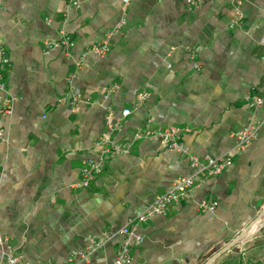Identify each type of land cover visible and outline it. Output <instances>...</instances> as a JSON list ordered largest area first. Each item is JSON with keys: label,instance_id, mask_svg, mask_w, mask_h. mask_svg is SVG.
Wrapping results in <instances>:
<instances>
[{"label": "crops", "instance_id": "obj_1", "mask_svg": "<svg viewBox=\"0 0 264 264\" xmlns=\"http://www.w3.org/2000/svg\"><path fill=\"white\" fill-rule=\"evenodd\" d=\"M76 1L0 0L13 99L0 119V264L8 255L64 264L90 237L105 241L89 264H109L124 241L129 264H239L242 248L263 264L264 222L222 252L264 209L263 125L228 169L197 177L185 202L140 225L139 243L117 232L175 178L194 173L184 154L136 141L86 189L71 185L106 147L107 108L116 117L130 109L113 141L146 125L177 126L181 145L199 157L225 155L234 132L263 123L264 104L250 108L243 96L264 92V0H198L191 9L185 0ZM236 7L241 20L229 28ZM118 24L105 57L86 52ZM62 33L72 47L46 46ZM140 92L147 97L134 108ZM202 201L216 202L214 210L201 212Z\"/></svg>", "mask_w": 264, "mask_h": 264}, {"label": "built area", "instance_id": "obj_2", "mask_svg": "<svg viewBox=\"0 0 264 264\" xmlns=\"http://www.w3.org/2000/svg\"><path fill=\"white\" fill-rule=\"evenodd\" d=\"M131 0H121L122 5L125 7ZM187 7L189 9L195 7L198 0H185ZM239 3V2H238ZM72 5H76L77 1L72 0ZM241 20V14L238 8H234L232 16L229 20V28H234L239 24ZM120 28V24L115 26L111 31L107 32L100 42L93 44L87 48L86 52L94 54L98 57H105L110 50V37L114 32ZM48 48H63L67 49L73 46V41L69 36L62 33L59 38L55 41L46 42ZM264 59V54H263ZM9 67V60L7 56L6 49L2 42L0 41V119L3 116H8L12 111L13 99L9 95L6 85V73ZM116 86L109 88L110 91L114 90ZM147 97V93L140 92L136 95L133 107H138ZM79 98L77 96L73 97L72 101L76 102ZM243 102L246 106L253 108L264 104V92H257L255 90L248 91L243 96ZM130 114V109H123L120 116L115 115L114 111L107 108L104 115L105 125L107 129V134L99 139L100 143H105L106 147L102 150L101 154L93 159L86 161L79 169L78 179L71 185L74 189H86L89 184L98 176L104 166L106 161L111 156H116L119 154H127L132 145L136 141L147 140L157 142L162 148L168 150H179L184 154L194 173L190 176H181L175 178L168 189L162 194L157 195L154 200L147 205L142 212L132 217L126 226L119 229L117 234L124 235L133 238L134 242H141L142 238L136 233V229L144 224L148 219L153 216H164L167 209L176 203L185 202L189 196L190 191L199 176H215L222 173L224 170L228 169L232 165V157L236 151H240L245 148L250 142H252L258 135L259 129L264 126L263 123L256 125H250L241 128L234 132V148L223 156L213 157L208 154L201 157L196 156L189 152L188 148L184 147L180 143L181 134L183 129L177 126H168L164 128L149 129L148 125L142 130H137L131 136V138L125 142H115L110 138L115 131H117L121 126V121L123 118ZM0 142H4L2 136V129L0 127ZM216 206V202H205L202 201L199 204V210L212 211ZM115 234H113L114 236ZM112 235L106 236L105 239H110ZM105 240H98L95 237H90L86 247L79 251H73L70 257L64 264H89L92 255L99 250ZM6 242L5 238L0 237V244ZM239 264H253L245 249H240L239 253ZM131 257L128 252V242L124 241L117 250L115 257L109 264H129ZM3 264H31L23 262L19 257L13 255H8ZM35 264H45V263H35ZM264 264V263H263Z\"/></svg>", "mask_w": 264, "mask_h": 264}, {"label": "water", "instance_id": "obj_3", "mask_svg": "<svg viewBox=\"0 0 264 264\" xmlns=\"http://www.w3.org/2000/svg\"><path fill=\"white\" fill-rule=\"evenodd\" d=\"M263 222H264V209L261 211V213L253 220V222L243 232H241L236 238H234L228 244V246H226L225 249L222 250V252H224L225 250L243 242L245 239H247L248 236H250L251 231H253L255 228L261 226L263 224Z\"/></svg>", "mask_w": 264, "mask_h": 264}]
</instances>
